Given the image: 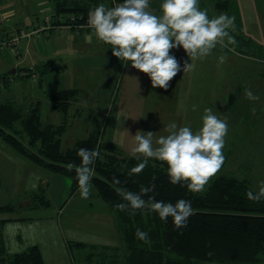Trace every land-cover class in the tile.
I'll use <instances>...</instances> for the list:
<instances>
[{"label":"crops","instance_id":"obj_1","mask_svg":"<svg viewBox=\"0 0 264 264\" xmlns=\"http://www.w3.org/2000/svg\"><path fill=\"white\" fill-rule=\"evenodd\" d=\"M47 1H33L36 3L35 9H33L31 8V0H0V13L4 18L3 24L0 25V42H5V36L9 38L12 34L18 38V51H14L13 48L5 50V45H0V87L9 88V83L15 80V77L31 78L34 84H38L39 82V91L35 90L33 94H28V90L27 97H25L26 90L24 88L20 89L18 92L22 93L23 97L6 100L7 102L14 103L25 114L28 113L35 104H38L44 123L61 124L64 117L62 114L52 109L51 97L58 91L77 88L69 87L59 89L60 87H58L53 77L54 75H62L60 72L64 73V75H72V77H74L70 72L73 66H69V62L70 60H78L81 61L84 66L85 78L92 77L96 72L101 70L107 71L103 83L108 85L107 88H109V92L107 95H101L103 104H99L101 106H99L100 108L95 102L89 103V116L84 118L86 115L84 107L86 103L80 100L72 105L68 111V118H72L73 120L89 118L92 129L95 119L99 122L100 118H104L102 141L114 144L123 150L125 154H127L126 151L129 152L128 144L131 141V137L128 135L126 129H128L132 135H135L138 129L146 131L149 127H153L152 131H159L163 127V122H170L167 116L172 117L177 107L180 108L181 106H185V101H188L189 98H193L198 94L210 93L212 95L210 97H205V100L199 105V108L202 107L201 114H203L204 108L211 107L213 111H217L222 118H227L229 122V136L234 134L232 110L234 94L247 92L250 82L247 80L245 84V77H241L236 79L238 83L235 84L233 69L235 65L245 69L252 64L251 61L257 63V61L253 59L258 57L239 53L234 50L222 51L215 48L210 53L211 57L215 53L224 55L227 59L225 67L226 76L225 80L223 79L222 82H220L222 79L219 77L220 75L214 74L213 87L204 88L197 85L193 81L195 73L192 69L190 72H185L184 74L183 70L178 72L169 82V87L167 89L159 86L153 87L146 73L130 65L125 67L120 60L112 54L111 49H108L110 45L99 41L91 28H83L68 34H64L57 29L45 31L41 34L35 33L37 29L45 27V21L41 27H39L41 21L37 13L41 12L43 14L44 12H50L48 17L53 15V6L51 7ZM238 2L241 14L240 33L264 48V0L260 2L259 0H238ZM9 11L13 14L5 17L3 14ZM35 20H37V22H35ZM17 25H20L21 28H17ZM14 30H17V32H14ZM14 36H12V38ZM171 51L175 53L181 63H183L184 60L191 62L190 57L187 56L186 51L182 47L172 49ZM207 57H209V55ZM198 61L199 58H194L193 64ZM49 65L52 66L56 72L53 73V71H50L44 74L42 80L40 77L41 74L36 73V69H44L45 66L48 67ZM61 65H64V67ZM216 66H218V64H212L214 71H216ZM33 69H35L34 73L27 71ZM13 70H16L15 73H12ZM261 72V70L256 71L254 77H258L259 79ZM31 73L32 75H29ZM9 75H11V77ZM261 77L264 76L261 74ZM117 80H121L120 85L117 84ZM117 86H119L118 94L115 96L114 93L111 99L110 92L112 89L115 90L114 88H117ZM253 91L260 99V93H264V85H254ZM40 93H43V97L46 98V101L42 102L38 95ZM253 104L254 107L258 109V117L259 111L264 109V96L260 101H254ZM45 110H47L46 116L43 112ZM183 123L184 119L181 124ZM258 124L262 127V133L258 136V141L264 142V119L259 120ZM89 134L90 127L87 129V136ZM159 134H161V132H157V135ZM232 139L230 141H232ZM233 146L234 145L231 143L225 144L224 151L227 158L233 155V153H231L233 151ZM260 153L264 155V149H262ZM127 155L132 156L131 154ZM21 168L24 169V171H22L23 175L33 176L35 180L27 184L25 183L26 179L25 181L22 180V191L17 195V199L11 200L9 203H6L5 206L12 203V205L16 204L18 209H34L37 204L36 199L41 195L47 197L46 199L48 201L55 197L58 202L55 209H58V215L64 216V213L67 212L68 205L75 199H79V201L83 202L87 200L80 196L78 189H73L72 184L68 189L66 177L55 174L43 166L34 164L29 159L22 157L18 152L6 147L5 173L9 169L20 173L21 171L19 170ZM66 190H68V196H65ZM93 196L96 199L98 198V201L99 199L102 200L97 195V191H93ZM49 205H51V202H49ZM106 207L108 213L110 215L114 214L118 222L117 215L107 204ZM17 208L13 207L10 211L15 212ZM22 219L23 217H5V227L9 222ZM117 231L121 235L124 245L123 248L120 246H110V248L109 246L103 247L113 250L116 254H123L126 253V246L119 222ZM9 232H12V230L8 229V233ZM13 237L21 240V235L19 234L13 233ZM24 246L25 245L19 242V248H23ZM32 246H38L44 258L45 251L42 249L41 242L33 240L29 242L25 248L28 249ZM122 259L124 258L122 257Z\"/></svg>","mask_w":264,"mask_h":264},{"label":"trees","instance_id":"obj_2","mask_svg":"<svg viewBox=\"0 0 264 264\" xmlns=\"http://www.w3.org/2000/svg\"><path fill=\"white\" fill-rule=\"evenodd\" d=\"M50 1L53 3L54 25L69 23L72 17L76 19L75 24H86L89 8L100 2ZM214 1L216 0H201V6L207 7L210 13V2ZM104 2L111 6L113 0ZM229 2L230 0H224L225 9ZM235 10L240 27L241 15L237 3ZM240 37L252 45L253 51L230 50L264 60L259 52H264L263 47L241 33ZM53 70L55 69L49 65L44 69L37 68L36 73L44 75ZM27 71L34 73L35 69ZM80 94L78 89H65L52 95V109L64 117L63 122L58 125L44 123L38 104L25 114L12 102L0 103V137L8 148L22 157L55 174L70 178L74 190L78 189L75 169H69L68 165L80 163L81 158L77 155L79 148H99L100 156L95 161L91 183L97 195L117 215L125 239V264H259L264 260V199L253 201L246 197V191L253 189L247 180L222 175L210 179L204 192L193 193L180 184H172L166 172L167 165L161 161L153 163L150 160L142 172L130 174L129 169L138 161L114 144H105L102 141L100 122L96 119L86 139L64 150L62 137L70 126L68 111L80 101ZM117 177L119 184L115 182ZM141 185H154V192L150 194H155L160 200L175 202L180 197L190 199L195 212L189 218L187 227L177 229L171 217L167 221L161 220L155 211L136 210L134 214H130L129 210L122 211L115 207L122 199L118 188L139 191ZM44 201L49 205L47 199ZM12 208V204L5 206V211ZM138 227L149 231L150 242L136 238L135 231ZM77 245L87 247L83 243ZM0 264L48 263L38 246L30 247L21 255H10L5 245L0 247Z\"/></svg>","mask_w":264,"mask_h":264},{"label":"clouds","instance_id":"obj_3","mask_svg":"<svg viewBox=\"0 0 264 264\" xmlns=\"http://www.w3.org/2000/svg\"><path fill=\"white\" fill-rule=\"evenodd\" d=\"M12 14L9 11L3 15ZM234 24L235 16L227 11L209 15V9L201 6V0H160L158 9L151 7V0H113L111 6L100 0L89 8L87 15V26L99 41L110 45L108 49L125 67L130 65L146 73L153 87L164 89L178 72L183 70L184 74L194 68V58H206L218 44H224L225 37L234 44L235 37L229 31ZM180 47L191 62L184 60L181 63L171 51ZM224 59L223 55L219 57L221 62ZM246 95L253 101L259 99L252 89H248ZM163 124L159 131L138 129L135 135L125 128L131 137L128 150L138 161L129 173L142 172L150 160L153 163L161 161L167 165L166 172L172 184H180L193 193L204 192L210 178L222 169L226 160L227 118L206 107L201 124L195 130L191 124H180L175 120ZM157 132L161 134L157 135ZM77 155L81 158L80 163L68 167L75 169L80 196L87 199L91 195L94 165L100 150L98 147H81ZM115 182L120 183L118 177ZM258 184V190L249 188L246 191L249 200L264 199V179ZM117 191L122 199L116 208L129 210L130 214L136 210L155 211L161 220L167 221L171 217L177 229L187 227L195 212L192 201L185 197L175 202L157 199L155 194H150L154 192V185H141L139 191L124 188ZM135 236L145 242L151 240L149 231L139 227Z\"/></svg>","mask_w":264,"mask_h":264},{"label":"rangeland","instance_id":"obj_4","mask_svg":"<svg viewBox=\"0 0 264 264\" xmlns=\"http://www.w3.org/2000/svg\"><path fill=\"white\" fill-rule=\"evenodd\" d=\"M33 1L31 0V8L35 9L36 3ZM260 1L261 0H259V2ZM47 2L49 5H51V7L53 6L52 1L49 0ZM159 2L160 0H151V7L153 9H158ZM210 3L211 4L209 6L211 8L209 15H218L221 11H227L230 15L235 16L234 27L229 29L230 34L235 37V43L233 44L229 42L227 37H225L224 44H218L216 48L219 50L224 49L222 51H227L232 48L241 51H253L252 45L248 44L247 41L240 37V30L237 24L238 17L235 10V3H237L238 8L240 9L238 0H230L228 4L229 6H227L226 9L224 8V0H216ZM37 14L40 17L41 24L39 27H41L50 12H44L43 14L38 12ZM35 22H37V20H35ZM17 28L20 29V25H17ZM14 32H17V30H14ZM12 36L14 35L12 34L9 38L5 36L4 48L5 50L13 48L14 51H17V44L14 45L13 40V38L16 36L13 38ZM259 52L261 54L260 56L264 57V52L261 53L260 50ZM220 56L222 55L214 53L211 57V54H209V57L203 59L199 58V61L194 63L193 72L195 73V76L193 81L195 84L204 88L210 86L213 87L214 74L220 75L219 77L222 78L220 82H222L223 79L225 80V67L227 64V59L223 55L225 59L221 62L219 60ZM253 60L257 61V63L251 61L252 64L247 66L245 69L236 65L233 69L234 83H238L236 80L237 78L245 77V84L248 80L250 82V86L248 88L252 90L254 85H264V77H261V74L264 76V61L258 58ZM213 63L218 64V66H216V71H214L212 68ZM61 66L64 67V65ZM69 66H73L70 72L74 75V77H72V75H64V73L60 72L62 75H54L53 79L57 82L58 87H60L59 89L74 87L81 90L79 100L86 103L84 106L86 113L84 116L85 118L89 116L90 113L88 109L90 106L89 103L95 102L99 107L101 104H103V101H101V95H107L109 92V88H107L108 85L103 83L107 75V71L101 70L96 72L94 76L85 78L84 66L81 61L70 60ZM258 70L263 72H261L259 79L258 77H254L256 75L255 72ZM55 72L56 71L53 70V73ZM9 76L11 77V75ZM40 77L43 80V75H40ZM15 78V80L9 83V88H5L3 86L0 87V103H5L7 102L6 100L19 99L23 97V94L18 92L23 88L26 90L25 97H27L28 90V94H33L35 90L39 91V82L38 84H34L33 79L31 78ZM120 81L117 80L118 85H120ZM114 89L115 90L112 89L113 92L112 90L110 92L111 99L114 96V93L115 96L118 94L119 86ZM38 95L42 102L46 101V98L43 97V93ZM210 96H212L210 93H206L198 94L193 98H189L188 101L184 102L186 107H177L174 115L172 117L167 116V119L170 121L175 120L180 124L184 119V123L191 124L194 130L197 129L201 124L202 115V107L199 108V105L205 100V97ZM263 96L264 93H260V99H257V101H260ZM253 102V100L247 97L246 92L242 94H234V99L232 101L234 134L230 136L228 134L226 137V144L231 143L234 145L233 151L231 152L233 155L227 158V155L225 154L226 160L222 169L210 179H215L222 175L236 177L241 180H247L254 190H258V181L264 179V155H262L263 153H260V151L264 149V142L258 141V136L262 133V127L258 124V122L259 120L264 119V109L259 111V116L257 117L258 109L254 107ZM193 105H196L197 107L195 108ZM43 112L46 116L47 110ZM84 118L82 120H73L72 118H69L70 126L62 137V147L64 150H66L67 147L70 148V146H73L76 142L88 137L87 129L90 127L91 132L92 126L90 124L89 118ZM103 121L104 118L99 119V127L101 132L104 127ZM162 126H164V124ZM152 128L153 127H149V129L146 131H152ZM231 139L232 141H230ZM6 147L7 146L5 145L4 140L0 137L1 248L5 247L6 245L10 255H21L29 249L25 248V246H27L29 242L36 240L41 242L42 249L45 251L44 260L48 264H125L124 259L122 260V257L124 258L126 253H119L118 257V255L113 252V250L109 249L110 246H120L121 248L124 246L121 235L117 231V219L114 214L110 215L108 213L106 204L103 200L99 199L98 201V198L96 199L93 196V191L96 192V189L92 185L91 195L89 198H87V200L84 202L79 201V199H75L68 205L67 212L64 213V216L58 215V209H55L58 203L55 197H53L52 200L50 199L49 202H51V205H46L44 200L47 197L43 195L36 199L37 204L36 208L34 209L20 208V210L17 208L16 204H13L12 206L16 207L17 211H5V204L9 203L11 200L17 199V195H19V193L22 191L21 181H25L26 179L25 183L27 184L35 180L33 176L30 177L26 176L25 174L23 175V168L19 170L21 171L20 173L11 169L5 173ZM126 153L130 154L128 151H126ZM66 180L68 182L69 189V186L72 184V180L70 178H66ZM67 191L68 190L65 192V196H68ZM5 217H23V219L9 222L5 227ZM8 229H11L12 232L8 233ZM13 233L21 235V240L19 238L13 237ZM19 242L25 246L23 248H19ZM79 242L85 243L87 247L77 245ZM103 246H109V248ZM200 264L219 263L201 262ZM259 264H264V260Z\"/></svg>","mask_w":264,"mask_h":264},{"label":"built area","instance_id":"obj_5","mask_svg":"<svg viewBox=\"0 0 264 264\" xmlns=\"http://www.w3.org/2000/svg\"><path fill=\"white\" fill-rule=\"evenodd\" d=\"M76 21L75 17H72L69 21V23L66 24H60V25H54V20L52 16H47L45 19V27L44 28H39V30L37 29L35 31V33L41 34V32H45V31H51L54 29H57L59 31H61L64 34H68L72 31H78L81 30L83 28H87V23L86 24H75L74 22ZM4 22V18L2 16V14L0 13V25L3 24ZM89 28V27H88ZM14 40V45L17 44V51H18V38H13ZM0 45H5V42H0Z\"/></svg>","mask_w":264,"mask_h":264},{"label":"water","instance_id":"obj_6","mask_svg":"<svg viewBox=\"0 0 264 264\" xmlns=\"http://www.w3.org/2000/svg\"><path fill=\"white\" fill-rule=\"evenodd\" d=\"M16 70H13L12 73H15Z\"/></svg>","mask_w":264,"mask_h":264}]
</instances>
